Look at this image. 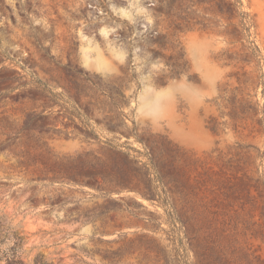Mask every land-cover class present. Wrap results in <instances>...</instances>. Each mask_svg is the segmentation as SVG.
<instances>
[{
  "label": "rangeland",
  "instance_id": "1",
  "mask_svg": "<svg viewBox=\"0 0 264 264\" xmlns=\"http://www.w3.org/2000/svg\"><path fill=\"white\" fill-rule=\"evenodd\" d=\"M0 218L27 264H264V0H0Z\"/></svg>",
  "mask_w": 264,
  "mask_h": 264
},
{
  "label": "trees",
  "instance_id": "2",
  "mask_svg": "<svg viewBox=\"0 0 264 264\" xmlns=\"http://www.w3.org/2000/svg\"><path fill=\"white\" fill-rule=\"evenodd\" d=\"M24 238L22 235L6 226L0 218V259L5 264H27L19 250L23 247ZM32 264H53L48 262L44 256H37Z\"/></svg>",
  "mask_w": 264,
  "mask_h": 264
}]
</instances>
